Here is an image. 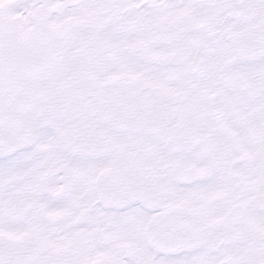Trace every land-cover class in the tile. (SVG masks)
I'll return each instance as SVG.
<instances>
[{
	"label": "snow or ice",
	"instance_id": "snow-or-ice-1",
	"mask_svg": "<svg viewBox=\"0 0 264 264\" xmlns=\"http://www.w3.org/2000/svg\"><path fill=\"white\" fill-rule=\"evenodd\" d=\"M0 264H264V0H0Z\"/></svg>",
	"mask_w": 264,
	"mask_h": 264
}]
</instances>
